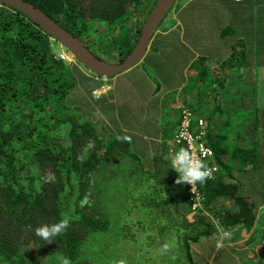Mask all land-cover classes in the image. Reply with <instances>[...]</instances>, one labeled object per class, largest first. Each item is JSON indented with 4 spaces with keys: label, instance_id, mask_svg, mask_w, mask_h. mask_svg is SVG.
Masks as SVG:
<instances>
[{
    "label": "trees",
    "instance_id": "1",
    "mask_svg": "<svg viewBox=\"0 0 264 264\" xmlns=\"http://www.w3.org/2000/svg\"><path fill=\"white\" fill-rule=\"evenodd\" d=\"M25 1L83 42L108 46L114 64L133 53L157 3ZM143 3L149 10L144 8L146 15L139 18ZM260 16L257 19L264 22V13ZM96 22L104 23L103 34ZM51 38L21 11L0 4V264H62V257L72 264H99L109 244L121 249L125 264L135 261L133 253L145 256L136 264H195L191 244L212 235L215 226L202 216L192 222L181 211L171 191L178 173L170 168V157L155 155L150 170H145L138 156L144 140L118 139L104 123L99 126L74 112L69 94L77 75L85 73L56 57ZM101 78L93 73L89 80L101 83ZM205 143L219 168H227L222 160L227 146ZM232 155L244 164L246 175L264 169L252 147L234 149ZM262 173L258 191L246 195L229 172L228 177L218 175L200 184L205 207L222 229L238 226L250 231L255 225L256 199H264ZM230 200L234 206L227 203ZM220 201L226 204L216 209ZM62 215L71 218V226L53 243L34 236L35 227ZM261 223L263 228L256 231L264 239V219Z\"/></svg>",
    "mask_w": 264,
    "mask_h": 264
},
{
    "label": "crops",
    "instance_id": "2",
    "mask_svg": "<svg viewBox=\"0 0 264 264\" xmlns=\"http://www.w3.org/2000/svg\"><path fill=\"white\" fill-rule=\"evenodd\" d=\"M252 3L179 0L181 8L168 12L141 61L100 79L94 92L102 123L121 138L146 137L139 152L149 162L175 148L185 110L193 133L204 131L209 144L225 147L232 134L257 138V128L264 132V22L258 20L264 10ZM256 203L264 207L262 197ZM251 232L236 226L201 237L191 244L194 263L247 264L254 253ZM261 240L256 243L264 251Z\"/></svg>",
    "mask_w": 264,
    "mask_h": 264
},
{
    "label": "rangeland",
    "instance_id": "3",
    "mask_svg": "<svg viewBox=\"0 0 264 264\" xmlns=\"http://www.w3.org/2000/svg\"><path fill=\"white\" fill-rule=\"evenodd\" d=\"M152 1H154V0H152ZM178 3H179V0H177L176 4L174 5V7H173L174 9H176V8L180 9L181 8L182 5H178ZM251 7L258 11V8H264V1L263 0H253ZM144 8H146V11L149 10V7L143 3V6L139 9V15H140L139 18H142L146 15V13H142ZM130 11H131L130 12L131 14L137 15L134 8H130ZM94 26H95L96 30H100V33L103 34V31H101V29L103 28L104 23L96 22ZM262 41L263 42L260 45V49H261V52L264 56V40L262 39ZM50 42L52 45L53 52L58 59L62 60L63 62H65L67 64L76 65L81 70H84L86 72V73L85 72L84 73L89 77L91 76V74H93V72L90 71L88 68L79 64L78 59L73 54H71V52L68 49L63 47L58 41L51 38ZM84 42L86 43V46L94 54H96L98 57H100L103 60H106L107 62L108 61L111 62V60L108 59L111 57L109 55V52H108L109 51L108 46L105 47V45H98V44H93V43L89 44L85 40H84ZM248 66H250V65H248ZM89 77L81 76L80 74L77 75V85H76L75 89H73L69 94L68 104L70 105L71 108L74 109V112L77 113V111H78L81 114V116L84 117L85 119H87L89 122L94 121L95 123H98L99 126H101L102 115H101V112L98 108L99 100L97 99L100 95L98 92H93V91H95L96 88L99 87V83H97V82L92 83L93 81L91 82L89 80ZM104 118L108 119V116L106 115V117H104ZM232 126H233V124H231V126L229 128H231ZM258 127H260V125ZM233 131H234L233 129H230V132H233ZM103 133L106 135L109 132L105 131ZM142 133H144V132H142ZM234 136H237V135L232 134L229 136V139L227 140V148H228L229 152L225 156L222 157L227 168H225V167L221 168L220 167L219 171H218V175L228 177V172H229L230 175H232L231 180L239 182L242 186L243 195H246L249 192L258 191L259 185L256 183H260V181L263 179V176H262L263 173L262 172L264 171V169L261 166V168H262L261 171H257V172L253 171V173L246 175V173H244V167H243L244 164H242L240 162L238 157H233L232 152L234 151V149H238V148L242 149V148L252 147L253 149H256V152L258 153V157L260 158V156H261V158L263 160V158H264V132L261 133L260 129L257 128V138H253V139H248L244 136H238V137H244V138L239 139V140H235ZM135 138L136 139H133V141L144 139V141L147 142L146 137L137 135V137H135ZM174 147H175L174 149H177L176 144ZM140 154L141 153H139L138 156L140 157V159H142V163L145 166V170H150V166L152 165L151 163H153V162H149V160H147L144 157V155H140ZM168 155L170 156L171 152L169 154H167V156ZM262 160L259 161L260 164L262 162L264 163V161H262ZM212 163L217 165L215 159ZM218 167H219V165H218ZM261 173H262V175H261ZM257 174L259 175L258 177H257ZM250 175H254V176L251 177ZM181 185L184 186V188H185L184 191H182V192L180 191V189L178 190V188H177V187H180V185L175 184L171 187V189H172L171 191H173L172 193H173L174 198L176 199L175 195H177V199L180 200V202L182 204L181 211H185L187 213L188 218L190 220H192V222L195 221L200 216L207 217L211 220V223L215 226L214 231H217L218 228L223 230L222 227L220 226V221L216 218V216L213 213H210V211L207 210L205 205L197 208V210H193L192 207H190V205L188 203V199H189L188 186L186 184H181ZM174 189H177V190H174ZM227 203H229V204L232 203V206H234L233 205L234 203L231 200L227 201ZM225 204H223L220 201V203H218L216 209L218 207L225 206ZM263 219H264V207H262V208L257 207V218L255 221V225L250 230V231H252L251 232L252 235H253V232L255 233L253 236V240H252V247L254 248V250H253L254 253L250 252V254L252 256L251 257L247 256V258H246L247 260L243 261V262H247V264H264V256H263L264 251H262L260 249V247H258L259 242L257 241V240L262 239L260 241V246H262L264 248V239L262 238L261 233H258L256 231L257 228H261V227L263 228V224L261 223V221ZM246 231L248 232L249 230H246ZM251 233L246 234V235L250 236ZM256 242H258V243H256ZM101 249H99V250H101ZM102 251H103V253L106 251V252H108V254L104 255V256H99V259H97L99 264H117L116 261L121 260V257H120L122 255L121 249L116 248V245L109 244L107 246H104ZM96 252H97V250H96ZM134 254L135 253L131 254L130 258L131 257L134 258L135 261H129L130 262L129 264H136V262L138 260L145 259V256H141L139 253H137L135 255ZM250 258H252V259H250ZM158 259L159 258L156 259L157 262H158ZM122 260H124V262L127 263L126 259L123 258Z\"/></svg>",
    "mask_w": 264,
    "mask_h": 264
},
{
    "label": "water",
    "instance_id": "4",
    "mask_svg": "<svg viewBox=\"0 0 264 264\" xmlns=\"http://www.w3.org/2000/svg\"><path fill=\"white\" fill-rule=\"evenodd\" d=\"M176 2L177 0H157L145 22L133 53L124 62L114 64L98 57L80 38L74 36L33 4L25 0H0V4H5L24 13L53 39L68 49L86 68L102 77H113L142 60L157 28Z\"/></svg>",
    "mask_w": 264,
    "mask_h": 264
},
{
    "label": "clouds",
    "instance_id": "5",
    "mask_svg": "<svg viewBox=\"0 0 264 264\" xmlns=\"http://www.w3.org/2000/svg\"><path fill=\"white\" fill-rule=\"evenodd\" d=\"M183 133L180 132L177 135V143H181V137ZM118 139H124L131 142V137H118ZM170 168L174 169L178 173V178L175 183L177 185L186 184H205L208 180L213 179L214 169L207 166L202 160L198 159L191 149V147H180L169 158ZM71 226V218L67 215H62L61 219L53 223H42L35 227L34 236L51 244L55 241V238L63 235ZM218 248L222 246L221 243H217ZM167 246H165L166 248ZM62 264H72V261L68 257H62ZM119 264H125L123 260Z\"/></svg>",
    "mask_w": 264,
    "mask_h": 264
},
{
    "label": "built area",
    "instance_id": "6",
    "mask_svg": "<svg viewBox=\"0 0 264 264\" xmlns=\"http://www.w3.org/2000/svg\"><path fill=\"white\" fill-rule=\"evenodd\" d=\"M72 54V53H71ZM200 126L203 125V121H199ZM182 132L183 136L181 137V143H177V135L174 139V142L177 146V149H172L171 154L178 150L180 147H191L196 157L202 160L207 166L214 169L213 179L214 180L218 176L219 167L212 162L215 159V154L211 148H209L205 141V132L193 133L191 129V113L187 110L183 112V122L180 127L178 133ZM171 156V155H170ZM188 186L189 192V200L191 203V207L193 210H197V208L205 205V196L201 191L200 184H195L193 187L191 185Z\"/></svg>",
    "mask_w": 264,
    "mask_h": 264
}]
</instances>
